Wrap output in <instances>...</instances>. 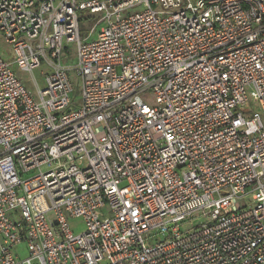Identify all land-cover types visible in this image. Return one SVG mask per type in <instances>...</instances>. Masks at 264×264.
I'll return each mask as SVG.
<instances>
[{
    "label": "built area",
    "instance_id": "1",
    "mask_svg": "<svg viewBox=\"0 0 264 264\" xmlns=\"http://www.w3.org/2000/svg\"><path fill=\"white\" fill-rule=\"evenodd\" d=\"M0 37V264H264V0H0Z\"/></svg>",
    "mask_w": 264,
    "mask_h": 264
},
{
    "label": "rangeland",
    "instance_id": "2",
    "mask_svg": "<svg viewBox=\"0 0 264 264\" xmlns=\"http://www.w3.org/2000/svg\"><path fill=\"white\" fill-rule=\"evenodd\" d=\"M93 25V21L87 19L85 22H82L80 25V37L81 40L85 39L88 36V29ZM101 26L96 27V31L100 29ZM96 36V33L91 36L90 39H94ZM0 56L5 62L11 61V54L9 47L2 41L0 37ZM62 60L64 61V65L68 67H74L76 64V52L75 49L72 48V46L68 47L67 53L63 52ZM17 77L25 84L27 89L30 92L35 93V84H37V87L39 90L44 89V77L42 74L47 73V69L45 66H41L39 69H36L33 71L32 75L22 73L18 71L16 68H13ZM34 81V82H33ZM70 81L73 86V91L71 94V98L73 100V106L78 107V102L80 101L81 97V91H80V83L78 81V78L76 77V73L72 71L70 73ZM252 109L256 112L260 113V107L257 105H252ZM264 123V119H262ZM46 219L49 223H53L55 221V217L52 213L47 214ZM206 222L205 218L201 215H194L192 218L188 219L185 224V229H191L195 227H199L200 225L204 224ZM68 226L71 232L74 235H80L85 230V225L82 219H69L68 220ZM18 252L20 258H26L27 257V251L25 249V245L22 244L19 248L14 250V253Z\"/></svg>",
    "mask_w": 264,
    "mask_h": 264
}]
</instances>
